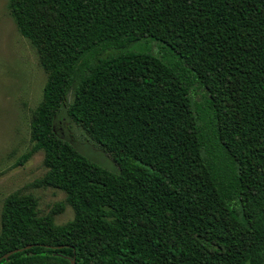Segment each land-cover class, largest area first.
I'll return each mask as SVG.
<instances>
[{
    "label": "trees",
    "instance_id": "obj_1",
    "mask_svg": "<svg viewBox=\"0 0 264 264\" xmlns=\"http://www.w3.org/2000/svg\"><path fill=\"white\" fill-rule=\"evenodd\" d=\"M8 8L47 74L19 164L44 151L34 185L65 192L75 215L57 225L65 204L40 216L11 194L0 259L24 251L0 264H264V0ZM146 38L175 55L132 49ZM64 114L118 172L61 135Z\"/></svg>",
    "mask_w": 264,
    "mask_h": 264
},
{
    "label": "rangeland",
    "instance_id": "obj_2",
    "mask_svg": "<svg viewBox=\"0 0 264 264\" xmlns=\"http://www.w3.org/2000/svg\"><path fill=\"white\" fill-rule=\"evenodd\" d=\"M8 4L9 0H0V233L5 200L15 192L33 195L38 200L40 216L51 213L59 204H65L64 210L54 217L57 225L72 221L75 215L73 208L66 203L65 192L34 185L48 171L44 165V151L35 153L25 164H19L33 147L31 121L43 100L47 74L40 64L36 49L20 34ZM154 44L165 48V52L173 53L148 38L134 44L132 49L158 56L155 52L158 47ZM197 97L200 100L201 95ZM72 100L71 92L68 101ZM58 128L65 139L94 163L111 172H118L112 156L66 114L61 115Z\"/></svg>",
    "mask_w": 264,
    "mask_h": 264
},
{
    "label": "water",
    "instance_id": "obj_3",
    "mask_svg": "<svg viewBox=\"0 0 264 264\" xmlns=\"http://www.w3.org/2000/svg\"><path fill=\"white\" fill-rule=\"evenodd\" d=\"M29 248H30V246H28V247L25 248V249H29ZM22 251H24V249H18V250L12 251V252L6 254L3 258H1L0 261H1L2 259H6V260H8L9 257L12 256L13 254H15V253H19V252H22ZM72 264H76L74 260L72 261Z\"/></svg>",
    "mask_w": 264,
    "mask_h": 264
}]
</instances>
